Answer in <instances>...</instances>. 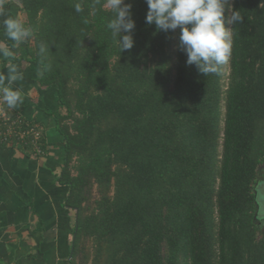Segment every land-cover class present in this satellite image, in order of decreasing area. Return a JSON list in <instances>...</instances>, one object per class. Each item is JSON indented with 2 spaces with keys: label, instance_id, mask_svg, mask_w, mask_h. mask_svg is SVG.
<instances>
[{
  "label": "trees",
  "instance_id": "obj_1",
  "mask_svg": "<svg viewBox=\"0 0 264 264\" xmlns=\"http://www.w3.org/2000/svg\"><path fill=\"white\" fill-rule=\"evenodd\" d=\"M17 2L33 30L26 59L59 100L69 264H264V0H228L225 17L243 20L225 22L231 57L207 77L186 63L179 28L146 23V0H125L135 29L123 52L105 0Z\"/></svg>",
  "mask_w": 264,
  "mask_h": 264
},
{
  "label": "crops",
  "instance_id": "obj_2",
  "mask_svg": "<svg viewBox=\"0 0 264 264\" xmlns=\"http://www.w3.org/2000/svg\"><path fill=\"white\" fill-rule=\"evenodd\" d=\"M6 16L23 23L17 0H0V44L13 52L11 58L0 55V75L7 76L12 64L22 73L9 86L20 91L23 103L11 111L44 127L47 151L35 157L14 146L0 149V264H69L77 217L66 205L69 186L58 180L65 146L50 117L59 107L57 91L40 85L42 67L26 59V43L14 46L5 36Z\"/></svg>",
  "mask_w": 264,
  "mask_h": 264
},
{
  "label": "clouds",
  "instance_id": "obj_3",
  "mask_svg": "<svg viewBox=\"0 0 264 264\" xmlns=\"http://www.w3.org/2000/svg\"><path fill=\"white\" fill-rule=\"evenodd\" d=\"M148 11L146 23L154 24L158 31H175L179 28V48L187 55L186 63L195 64L204 76L219 74L229 62L232 52V31L225 22L235 25L243 20L239 11H231L225 17L228 0H146ZM109 9L112 18L106 27L118 44L120 52L131 50L134 46L132 32L135 21L132 19L131 4L125 0H105L102 5ZM75 11L82 12V4H75ZM87 23V21H85ZM5 36L14 42V46L28 41L32 28L26 27L19 19L6 16L2 21ZM47 46L41 44L39 53L43 55ZM0 55L13 57V52L0 44ZM23 75L15 64L8 66L7 76L0 75V102L8 109H15L23 103L18 89L10 87ZM7 81V85L4 83Z\"/></svg>",
  "mask_w": 264,
  "mask_h": 264
},
{
  "label": "built area",
  "instance_id": "obj_4",
  "mask_svg": "<svg viewBox=\"0 0 264 264\" xmlns=\"http://www.w3.org/2000/svg\"><path fill=\"white\" fill-rule=\"evenodd\" d=\"M23 122L11 114L8 109L0 102V144L8 143V146L20 145L23 149L31 147L35 156L44 155L40 143L44 137L43 127L39 124L23 127Z\"/></svg>",
  "mask_w": 264,
  "mask_h": 264
},
{
  "label": "rangeland",
  "instance_id": "obj_5",
  "mask_svg": "<svg viewBox=\"0 0 264 264\" xmlns=\"http://www.w3.org/2000/svg\"><path fill=\"white\" fill-rule=\"evenodd\" d=\"M226 70H228V67H226ZM260 175H264L262 171L260 172ZM263 189H264V187H263ZM262 195H264V193H261L260 198H262ZM260 214H261L260 217L264 216V210H263V209H262V211H261ZM259 220H261V218H260ZM260 223H262V222H260ZM92 251H93V250H92V247H91V242H88V243H87V252L90 254V256H91V254H92ZM90 259H92V256H91Z\"/></svg>",
  "mask_w": 264,
  "mask_h": 264
},
{
  "label": "water",
  "instance_id": "obj_6",
  "mask_svg": "<svg viewBox=\"0 0 264 264\" xmlns=\"http://www.w3.org/2000/svg\"><path fill=\"white\" fill-rule=\"evenodd\" d=\"M257 214H258V213H257ZM262 219H263V218H261L260 222H262ZM74 237H75V235H74ZM72 251H73V249H72Z\"/></svg>",
  "mask_w": 264,
  "mask_h": 264
}]
</instances>
